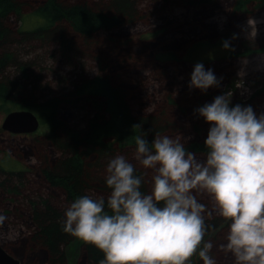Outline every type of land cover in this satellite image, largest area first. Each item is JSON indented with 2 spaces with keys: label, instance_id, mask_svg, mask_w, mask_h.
I'll return each instance as SVG.
<instances>
[{
  "label": "trees",
  "instance_id": "obj_1",
  "mask_svg": "<svg viewBox=\"0 0 264 264\" xmlns=\"http://www.w3.org/2000/svg\"><path fill=\"white\" fill-rule=\"evenodd\" d=\"M156 1L161 8L183 5L188 13L184 18L186 22L170 27L166 24L167 27L159 26L161 28L154 33L144 34L142 37L145 39L167 32V29L173 33L188 34L182 35L186 39L193 33L208 34L210 25L207 26L206 18L230 3V0ZM263 7L264 0H234L229 9V27L223 34L224 37L230 40L236 21L250 17L255 9ZM155 8V12L161 10L157 6ZM155 12L146 6L141 7L138 0H0V111L6 115L16 109L39 112L41 125L46 126L48 131L40 132L35 141L27 142L22 148L16 144L18 149L13 150L21 157L32 154L38 159L39 162L33 165V173L50 189L66 194L64 201L67 206L78 195L106 197L109 194L110 189L105 183L106 165L117 154L125 155L136 165L138 174L144 179L143 189L149 191L152 178L150 172L131 158L135 154V138L139 135H148V139H152L159 132L179 137L186 148L195 152L199 159L206 157L204 139L208 134L209 123L194 113V109L212 101L217 86L210 87L207 92L199 89L191 98H176L171 94L174 87L166 83L163 86L167 89V96L153 110L143 112L132 106L139 101V96L135 91L136 80L131 78L130 73L148 68L147 65L135 68L142 62L139 55L143 58L147 54L152 62L149 67L157 75L161 74V79L165 78L166 81L164 63L170 59L181 60L180 54L186 47L185 38L174 36V40L166 45L167 51L163 55L154 54V58L149 46L146 47L148 50L145 48V43L142 44L144 48L138 45L135 48L132 44L125 48L130 39L128 41L124 38L120 30L126 25L149 18ZM33 17L36 18V24L25 27L23 20ZM20 21L22 24L17 25ZM21 43H36L42 47L58 45L64 54H82L96 60L99 72L95 76L81 78L79 82H72V90L38 102L29 81L32 79V86L36 84L37 75L32 61L19 58L14 49L15 45ZM118 47L122 49L121 53L117 51ZM141 49L144 52H139ZM234 54L237 53L231 47L228 58ZM117 65L121 66V70L116 68ZM13 67L19 71L17 76L11 75ZM216 75L223 78L225 73L219 70ZM81 101L92 104V112L84 126L68 121L67 114L69 108L77 107ZM2 130L25 137L32 134ZM187 131L193 134L190 140L183 139ZM6 139L14 140L7 133L1 132L0 149L10 142ZM26 172V166L15 162L9 153L0 157L2 203L7 202L10 195L15 202L22 193L30 180L27 177H34L33 174L27 176ZM200 199L207 204L202 196ZM65 208H60L47 199H43L42 206L36 201L32 202V211L25 217L31 229L22 240L11 243L12 252L20 254L33 264H70L66 246L76 237L62 229L61 220ZM208 223L215 225L205 237L213 241L212 255L216 258L222 254L234 257L220 247L226 242L227 223L215 215L208 218ZM18 236L8 240L17 239ZM3 246L10 252L4 244ZM194 256L191 264H204L198 255ZM80 257L83 263L99 264L104 253L84 241Z\"/></svg>",
  "mask_w": 264,
  "mask_h": 264
},
{
  "label": "clouds",
  "instance_id": "obj_2",
  "mask_svg": "<svg viewBox=\"0 0 264 264\" xmlns=\"http://www.w3.org/2000/svg\"><path fill=\"white\" fill-rule=\"evenodd\" d=\"M222 46L231 48V41ZM221 79L197 62L188 86L207 92ZM232 96L226 91L194 109L209 123L205 159L179 137L137 136L135 158L152 170L150 190L144 191L136 165L117 154L106 165L109 194L75 197L64 209L63 231L100 249L99 264H191L194 255L216 264L213 241L205 239L215 215L227 222L220 247L235 264H264V112L233 105ZM202 193L210 196L211 210Z\"/></svg>",
  "mask_w": 264,
  "mask_h": 264
},
{
  "label": "rangeland",
  "instance_id": "obj_3",
  "mask_svg": "<svg viewBox=\"0 0 264 264\" xmlns=\"http://www.w3.org/2000/svg\"><path fill=\"white\" fill-rule=\"evenodd\" d=\"M138 1L141 7L143 6L144 8L146 6L150 11L155 12L156 6L157 9L161 10L155 12L154 15H149V18L139 23L126 25L120 30L124 38L127 40L130 39L129 45L125 46L126 49L131 44L133 47L137 48L135 45L143 46L142 44L145 43V48L149 46V51L152 50L151 55L154 58V54L156 56L163 55L165 51H167L165 50L166 45L168 42L174 40V36L185 38L186 47L180 54V57L182 55L181 60L176 61L170 59L171 61H164L163 68L166 69L164 76L167 77V82L164 80L165 78L161 79V74L157 75L153 72L154 70L150 68L152 62L147 54H145L143 58H141V54L139 55V60L142 62L138 64L139 66L136 65L135 68H140L142 65H147L148 68L139 71L133 70L130 73V75L132 74L131 78L136 80L135 91L139 96V101L134 102L135 104L133 103L132 105L135 110L139 109L143 112L151 111L159 102H163L167 96V89L163 86L166 83L174 87L171 91L174 97L191 98L199 90L198 88L189 89L188 82L191 78V72L197 62H203L206 68H212L215 73L219 70L225 73L220 86L217 87L214 97L230 90L233 93V105L236 103L244 105L251 104L257 114L264 112V49H261L264 47V7L255 9L253 13L250 14V17H246L245 19L239 17L240 19L236 21L231 31L230 41L233 51L237 54L228 58L230 57V48L225 49L222 46V42L225 39L223 34L226 33V29L229 27L228 23L230 18L228 13L234 0H230L226 8H221L206 18L205 22L207 26L210 25V31L207 32L208 34H205L203 31L202 34L193 33V35H189L187 39L186 36H182L185 33H173L168 29L167 32L153 35L147 39L143 38L142 36L144 34H151L154 33L155 30L160 29L161 27L159 26L164 27L167 25L170 27L172 25L176 26L178 23L186 22L184 18L188 13L183 5H168V7L164 8L163 6L161 8L160 3H157L156 0ZM35 22V17L25 18L23 20L25 27L34 25L36 24ZM20 24H22L21 21L19 24L17 23V25ZM185 35L188 36V34ZM142 48H144V46ZM14 49L17 51L19 58L32 61V67H34V71L37 75L35 77L36 84L34 83V86H32V79L29 81L31 83L30 87L34 88L32 90L34 91L33 95L35 96V100L38 102H43L47 98L60 92L64 93L72 90L74 88L72 82L76 80L80 81L81 78L86 79L88 75L91 77L95 76L99 72V66L96 60L82 54H64L58 45L42 47L40 44L37 45L36 43L33 45L21 43L15 45ZM146 49L148 50V48ZM121 50L122 49L118 47L117 51L119 53L122 52ZM117 51L116 53H118ZM139 52L144 51L141 49ZM116 68L121 70V66L117 65ZM10 71L13 76H17L19 73L16 67L11 68ZM128 78L130 77L128 76ZM11 109L13 110L14 108H10V110ZM34 112L37 115L39 114L37 110ZM91 112L92 104L81 101L77 104V107L68 109V121L71 120L73 124L84 126ZM5 115V113L0 111V126ZM45 131L47 132L48 129L46 126L41 125L37 132L25 137L12 135L0 128V134L1 132L7 133L14 139L12 141L6 139L10 142L6 144L5 148L0 149V157L9 153L15 162L26 166L27 176L28 174H33L34 176L32 179L27 177L30 180H28V184L23 189L22 193L17 196L15 202L12 201V195L8 196V198L6 196L7 202L2 203L0 201V215L5 217L3 222H0V241L13 255L15 254L12 252L11 243L13 244L14 241L22 240L25 237L24 235L31 229L25 217L32 211V202L36 201L38 205L42 206L43 199H47L60 208H65L67 206L64 201L66 194L57 189H50L45 183L40 182L36 173H33V165L39 162L38 159L32 154L21 157L14 151L18 149L16 144H19V147L22 148L27 142L35 141L40 132ZM188 137H191V139L193 138L191 131H187L183 135V139L185 140H190ZM131 158L135 163L140 164L139 161L136 160L134 153ZM140 166L142 165L140 164ZM147 170L152 176V170ZM200 196L207 201L209 210H211L212 201L210 196L207 193H202ZM226 223L227 222H225V224ZM224 228L225 227L221 230L222 232ZM17 236V239H12V241L8 240V238L11 239ZM83 242V240L76 237L72 243L66 246V253L70 264H87L85 262L83 263L80 257ZM15 257L23 260L24 264H33L25 260L23 256L18 253H16ZM193 258L195 259V256H193ZM215 259L216 264H235V258L225 254L217 258L215 257Z\"/></svg>",
  "mask_w": 264,
  "mask_h": 264
},
{
  "label": "water",
  "instance_id": "obj_4",
  "mask_svg": "<svg viewBox=\"0 0 264 264\" xmlns=\"http://www.w3.org/2000/svg\"><path fill=\"white\" fill-rule=\"evenodd\" d=\"M39 124L37 114L33 110H14L7 115L3 127L6 130L20 133L33 132ZM0 264H21L19 260L7 253L0 245Z\"/></svg>",
  "mask_w": 264,
  "mask_h": 264
},
{
  "label": "bare ground",
  "instance_id": "obj_5",
  "mask_svg": "<svg viewBox=\"0 0 264 264\" xmlns=\"http://www.w3.org/2000/svg\"><path fill=\"white\" fill-rule=\"evenodd\" d=\"M16 110H20V109H16ZM13 111H14V110H13ZM11 112H12V111H11ZM11 112H9L8 114H10ZM8 114H7V115H8ZM7 115L5 116V118H4L3 122H2V128H3V129H4V127H3V123L5 122ZM37 116H38V115H37ZM38 119H39V124H38L37 128H36L33 132H20V133H16V132H12V131H9V130H6V129H4V130L9 131V132H12V133H16V134H21V133H26V134H28V133H34V132H37V131L39 130L40 126H41V120H40L39 116H38ZM0 245H1V247H2L7 253H9L11 256H13L10 252H8V251L6 250V248L3 246V244H2L1 242H0ZM13 257L16 258L17 260H19L21 264H24L19 258L15 257V256H13Z\"/></svg>",
  "mask_w": 264,
  "mask_h": 264
}]
</instances>
